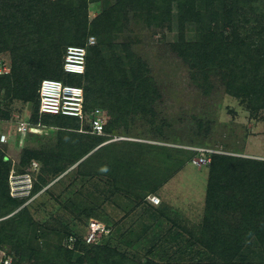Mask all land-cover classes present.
Instances as JSON below:
<instances>
[{
  "label": "trees",
  "instance_id": "1",
  "mask_svg": "<svg viewBox=\"0 0 264 264\" xmlns=\"http://www.w3.org/2000/svg\"><path fill=\"white\" fill-rule=\"evenodd\" d=\"M102 1L105 0H0V51L10 50L14 60L11 74L0 79V107L4 104L13 105V100L35 103L34 112L29 117L33 126L41 122L44 127L49 128L52 125L75 127L76 132L60 133V140L69 153L68 163H80L90 153H93L90 156L93 157L100 151L121 149L122 160L117 155L110 159V174L119 172L121 179L125 172L138 174L136 176L139 181L143 184L146 181L148 169L140 159L133 158V155L136 153L135 146L142 148L147 145L129 140L105 144L114 137L124 136L117 132L124 126L125 130L129 129L126 123L129 116L140 112L147 118L154 117L155 122L151 120V123L157 124L158 121V114L154 113L151 105L154 100L152 96L157 94V89L152 88L153 83L149 78L141 79L146 71L145 64L131 58L130 43L127 42L123 47V44H116L114 41L120 34L122 36L123 14L131 8L147 11L154 9L153 20L159 24L170 19L176 7L181 27L186 23L191 25L195 31V39L188 41L181 33L175 50L187 65L199 71L195 82L205 94L213 90L211 76H214L219 77L230 96L264 100L263 1L248 0L246 4L253 10L250 14H239L240 11L237 12L234 8L238 4L228 7L227 0H116L109 9L101 11L96 8L100 13L89 22L88 14L96 11L95 6ZM252 2H261L263 6L255 8ZM249 22L252 24L247 29ZM52 28L55 30L52 31ZM90 35L99 37L100 42L97 46L88 47L86 74L68 80L70 84L84 86L85 122L82 124L78 118L60 115H43L40 118L38 105L41 82L45 79L62 81L65 75V56L61 58L60 48L54 43L58 41L63 46L86 47ZM106 50L111 51L112 56L116 54L117 59L121 60L120 73L107 69L108 62L104 56ZM31 58L41 59L38 68L43 73L37 83L32 82L30 74L22 77ZM55 67L60 71H56ZM107 72L111 74L107 75ZM26 86L29 89L27 93L23 89ZM96 110L106 112L108 118L103 136L90 133ZM4 112L0 108V115H5ZM5 118L10 120L9 115ZM160 124L166 125L164 120ZM82 127L84 131H81ZM8 142H0V210H3L0 216L12 213L13 216L0 221V250H6L12 244L13 255L3 253L1 262L11 258L12 264H55L51 260L52 255L44 252H51L48 246H34V239L39 238L40 232L37 222L30 216L28 208L22 206L24 201L10 193L8 179L13 159L7 152ZM127 147L126 152L124 148ZM23 153L20 168L32 167L37 161L42 164L38 179L33 183V195L47 185L50 178L65 171L66 163L61 165L64 159L60 154L41 157L35 151L25 150ZM178 153H188L191 158L197 155V152L185 149H178ZM90 157L80 166H88ZM172 159L168 154L167 163L170 164ZM118 161L122 162L121 168ZM157 172L161 174L160 170ZM117 186L111 188L114 197L119 196L123 190ZM127 188L128 186L125 190L129 192ZM141 197L145 199L144 196ZM137 199L138 197L133 201L138 203ZM75 205H78L82 213H87L89 209L84 202L71 203L72 207ZM207 206L205 224L189 237L178 229H170L166 232L163 230L157 240H153V237L158 235L156 233L161 223L154 228L147 223L141 224L144 216L137 206L123 223L119 222L116 230L112 225H105L109 233L95 243H87L86 231L82 234H66L63 237L66 245H60L59 250L57 249L61 259L59 264H74V261L76 264H127L130 258L120 251L121 244L133 248L154 242L156 243L150 253L156 257L158 253L163 254L161 258L165 264H264V160L213 154ZM148 208L146 205L142 206L144 210ZM219 212H222L221 216ZM228 215L229 219L226 221ZM10 232H13L12 235ZM61 252L64 253L63 256ZM142 264L155 263L148 261Z\"/></svg>",
  "mask_w": 264,
  "mask_h": 264
},
{
  "label": "rangeland",
  "instance_id": "2",
  "mask_svg": "<svg viewBox=\"0 0 264 264\" xmlns=\"http://www.w3.org/2000/svg\"><path fill=\"white\" fill-rule=\"evenodd\" d=\"M115 1L105 0L95 6L96 11L88 14L89 22L99 15L100 10L104 11L114 5ZM247 1L227 0L226 5L233 7L238 4L234 8L237 12L240 11L239 14L247 12L250 14L253 9L247 6ZM260 1L264 3V0ZM252 5L255 8L263 6L261 2H255V4L252 2ZM154 15V9L147 11L131 8L129 12L123 14L122 36L120 34L114 39L116 44H123V47L127 42L130 43L131 58L135 62L141 60L146 66L141 79L149 78L153 83L152 88L157 89V94L152 96L154 100L151 104L154 107V113L158 114L157 124L150 122L154 121V117L147 118L144 113L139 112L126 118L128 130H125V126L118 130L117 133L124 136L113 138L118 141L129 140L147 145L142 148L139 145L135 146L136 153L133 155V158L140 159L148 169L144 184L138 180L136 176L138 174L131 175L128 171V174L126 172L123 174V179L119 172H112L113 176H111L110 159L113 155H117L122 160L121 149L100 151L97 156L93 157H90L93 155L90 153L80 163L75 165L68 163L69 153L66 152L67 148L60 140V133L63 131L76 132L75 127L52 125L49 128L41 125L33 127L36 129L25 134L20 133L18 126L21 122L30 120L29 117L31 112H34L35 103L13 100V105L4 104L0 107L5 111V115H0V138L2 135H7V141H9L6 145L7 152L13 159V168L8 179L10 193L13 197L24 201L22 206L28 208L30 216L37 222L40 232H38L39 238L34 239V246L41 248L48 246L51 252H44L52 255L51 260L55 264L61 261L57 249L59 250L60 245H66L63 238L66 234L74 232L82 234L86 231L87 236L90 225L94 221L112 225L116 230L117 226L129 217L131 210L137 206H139L140 214L144 216L141 224L147 223L154 228L161 223V227L157 229L156 234L158 235L154 236L153 240H157L163 230L166 232L170 229H178L189 237L193 231H197L200 226L204 225L208 212L207 194L212 162L209 165L195 163L196 156L193 155L191 158L188 153L180 154L178 149L194 151V148H204L215 151L216 154L264 160V100L230 96L220 83L219 77L214 76H211V82L214 84L213 90L205 94L202 87L195 82L199 71L187 65L175 50L181 33L188 41L195 39L193 27L187 23L181 27L179 11L176 7L171 18L159 24L153 20ZM251 24L252 22L247 23V29ZM51 30L54 31L55 28ZM92 37L95 38V43L89 47L97 46L100 42L99 37L95 35H90L87 41L89 42ZM48 39L51 38L48 37ZM54 45L59 46L61 58L66 56L70 46L60 45L58 41ZM86 46L88 47V44ZM104 56L108 62L107 69L120 73L119 62L121 60L117 59V55L112 56V52L106 50ZM40 60L31 58L22 77L30 74L32 82L37 83L43 73L38 68ZM13 64L14 60L10 50L0 51V65H2L0 70L10 71L6 75L0 73V79L11 74ZM43 64L45 65L44 62ZM54 69L60 71L56 67ZM110 74L111 72H107V75ZM70 78L79 77L65 73L62 81L70 83L68 81ZM23 89L26 93L29 92L27 86ZM104 113L106 115V112ZM7 115L10 116V120L5 118ZM106 119L108 120L107 115ZM163 120L166 125L162 126L160 122ZM25 150L39 152L41 157L60 154L64 159L61 165L64 166L66 163L65 171L50 178L47 185H44L34 195L30 192L29 182L38 179L37 175L42 164L39 161L35 162L39 165L37 169L34 165L20 168ZM124 150L127 152L128 147ZM168 154L173 157L170 164L167 163ZM212 155L209 154L210 157ZM88 157H90L88 159L90 164L88 166L85 164V167L80 166ZM123 162L125 164L124 159ZM118 165L121 168L122 162L118 161ZM158 170L161 174L157 172ZM114 175L117 176L118 186ZM115 186L123 189L116 197L111 193V188ZM126 186L129 192L125 190ZM136 197H138V203L133 201ZM151 197H158L160 203H152ZM72 202L78 204L84 202L89 208L87 213L85 211L82 213L78 205L72 207ZM145 205L146 208L149 207L146 210L142 209ZM2 211L1 209L0 213ZM218 214L221 216L222 212ZM10 216H13V213L0 216V221ZM87 217L90 219L88 220ZM226 218L225 220L228 221L229 215ZM155 243L133 248L121 244L119 249L129 256L130 261L127 264H142L148 261L165 264L164 259L161 258L163 254L158 253L156 257L150 253ZM11 246L12 244H9L6 250H0V264L3 253L12 254ZM61 254L63 256L64 253L61 252Z\"/></svg>",
  "mask_w": 264,
  "mask_h": 264
},
{
  "label": "built area",
  "instance_id": "3",
  "mask_svg": "<svg viewBox=\"0 0 264 264\" xmlns=\"http://www.w3.org/2000/svg\"><path fill=\"white\" fill-rule=\"evenodd\" d=\"M94 43L95 38H90L88 47L93 45ZM88 47L70 46L68 48L63 64L64 73L81 77L86 74ZM9 72L10 71L8 70H0V73L5 75ZM85 97V89L83 85H73L70 83H65L61 80L45 79L41 82L39 87V116L40 118H42L43 115L75 117L78 118L83 124L86 120ZM106 121L107 119L105 113L101 110H96L95 119H93L92 121V129L90 133L100 136L105 135ZM41 125V122H39L37 126L40 127ZM37 126H33L30 121L21 122L18 126V131L22 134H25L28 131L36 129L33 127ZM81 131H84L83 127L81 128ZM116 140L118 139L110 140L105 144ZM6 141L7 135H2L0 138V142L5 143ZM194 151L197 152L195 158L196 160H194V162L204 165H209L212 162V157H210L209 154H216L215 151H210L204 148H194ZM34 167L37 168L38 164L34 163ZM33 183L34 182L30 180V192H32ZM151 201L154 204L160 203V199L158 197H151ZM108 233L109 230L104 224L94 221L90 225L89 233L86 236V241L89 244L95 243L103 235ZM2 262L1 264H12V259L7 258Z\"/></svg>",
  "mask_w": 264,
  "mask_h": 264
},
{
  "label": "clouds",
  "instance_id": "4",
  "mask_svg": "<svg viewBox=\"0 0 264 264\" xmlns=\"http://www.w3.org/2000/svg\"><path fill=\"white\" fill-rule=\"evenodd\" d=\"M32 190H33V188H32Z\"/></svg>",
  "mask_w": 264,
  "mask_h": 264
}]
</instances>
